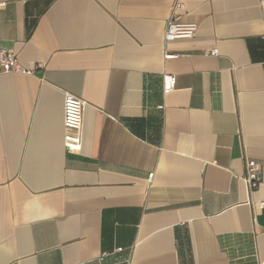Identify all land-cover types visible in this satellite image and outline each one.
<instances>
[{"label":"crops","instance_id":"obj_1","mask_svg":"<svg viewBox=\"0 0 264 264\" xmlns=\"http://www.w3.org/2000/svg\"><path fill=\"white\" fill-rule=\"evenodd\" d=\"M181 1L199 29L165 43L175 0H0V264H264V15Z\"/></svg>","mask_w":264,"mask_h":264},{"label":"built area","instance_id":"obj_2","mask_svg":"<svg viewBox=\"0 0 264 264\" xmlns=\"http://www.w3.org/2000/svg\"><path fill=\"white\" fill-rule=\"evenodd\" d=\"M259 6L264 15V0H258ZM183 7L181 0H175L172 14L169 18L164 31V42L168 43L177 39L193 38L198 29L199 23L196 21H183L179 19L177 10ZM210 55H217L218 49L214 48ZM178 54L166 52V58L177 57ZM23 68L19 63L16 53L12 49L0 48V74L11 72H22ZM176 76L174 74H165L163 77V90L170 92L174 89ZM86 101L81 97L66 92L64 98V145L70 151H80L83 145V125H84V111ZM153 172L150 177H153ZM244 179L247 183L248 189L255 190L262 183L261 166L254 159H248L245 162ZM259 208H264V201L259 202Z\"/></svg>","mask_w":264,"mask_h":264}]
</instances>
